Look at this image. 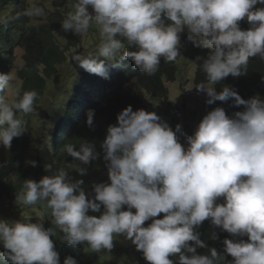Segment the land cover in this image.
Returning <instances> with one entry per match:
<instances>
[{"label":"clouds","instance_id":"1","mask_svg":"<svg viewBox=\"0 0 264 264\" xmlns=\"http://www.w3.org/2000/svg\"><path fill=\"white\" fill-rule=\"evenodd\" d=\"M24 19L57 25L54 42L66 59L50 76L40 66L39 91L24 90L19 72L26 60L14 72L20 47L3 44L0 148L11 150L13 138L26 132L27 115L35 111L31 127L46 98L42 115L45 124L50 111L53 130L55 103L68 106L59 107L62 119L72 114L76 91L74 103L81 104L85 95L104 93L107 82L127 80L128 71L153 75L161 94L152 103V84L143 79L137 93L157 114L121 104L100 153L90 142L78 150L63 146L79 161L72 170L84 176L88 165L90 177L74 182L50 163L51 175L24 180L13 202L37 203L45 214L28 215L38 216L35 222L0 220V264H60L53 229L41 223L47 216L73 247L86 242L94 252L111 250L114 234L125 236L124 249L136 247L126 264H264V0H0V44L17 39ZM189 64L196 72L192 94L207 96L201 111L195 110L201 98L195 104L184 92L167 98L171 83L187 80ZM86 115L94 130L95 110ZM97 159L106 165L98 170L106 183L88 185L91 197L81 185L95 176L90 163ZM102 206L100 216L88 214ZM63 264L77 261L68 256Z\"/></svg>","mask_w":264,"mask_h":264},{"label":"trees","instance_id":"2","mask_svg":"<svg viewBox=\"0 0 264 264\" xmlns=\"http://www.w3.org/2000/svg\"><path fill=\"white\" fill-rule=\"evenodd\" d=\"M9 5H12L11 1ZM36 23V21L28 23L24 19L19 25L17 39L10 38V41H2V44H0V67L3 66L5 61V53L3 51L4 43H6L5 46L8 49L11 46L12 49L16 47H22L24 49L25 53L23 58L26 60V65L19 72V74H23L24 90L35 88L39 91L40 84L44 81L40 75V66H43L44 72L50 76L58 70L57 65L66 59L60 45L54 42L56 41L54 34H58L56 31L58 26H52L51 22ZM187 53H190V51H187ZM6 57L8 58L9 56L6 55ZM7 62L9 63V59H7ZM27 69H29V72L24 73ZM30 69L32 72H30ZM126 74L129 76L127 80L113 79L112 83L107 82L109 86L104 93L101 94V92H98V94H95L97 92L95 91L87 99H81L83 101L81 104L74 103L72 114L70 115L66 111L62 119L57 117L59 107L63 106L67 110L68 106L66 107L64 104L60 105L59 103H55L53 105V130L49 127L51 120L50 111H46V131L38 136L30 129V119L35 111L27 115L26 132L20 137L13 138L9 159H6L3 162L4 164L0 165V216L2 218L4 217V220H14L13 217H10V220H8L5 215L6 212H11V209L15 207L14 202L7 205L6 201L16 200V194H19L24 189L25 179L33 178L32 180L38 182L43 176L45 165L53 162L68 164L76 161L64 151L63 146L66 143L73 144L77 150L82 143H94L97 151L100 153L102 151L100 145L106 137L108 126L117 124V115L121 112L119 109L121 104H125L126 106L131 105L134 111L144 109L148 112L156 113L152 108L154 106L150 107L147 105L142 95L137 93L138 86H141L142 80L147 78L152 84L148 90V95L151 97L152 103L157 102L159 94H161V89L153 75H147L139 69L128 71ZM76 96L77 91L72 98L75 100ZM90 109L95 110L94 130L90 129L86 123V114ZM111 117L115 123L106 124L107 120ZM50 130L53 132L51 133ZM46 137L48 138L47 141H45ZM15 141L16 145L14 144ZM32 149L36 151L37 166L35 167L27 165L28 154ZM44 150L48 152L46 153L47 157L43 156ZM100 157H102V154H100ZM90 165V171H94L95 176L89 180V183L95 184L100 181L98 170L101 164L97 159L92 161ZM73 172L78 173L77 169ZM100 173L105 177L101 179L105 180L106 176L104 173L102 171ZM81 187L87 190L91 197L95 196L93 187H88L83 184ZM6 206L7 209H4ZM124 210H127V206H124ZM132 211L135 212L136 210L133 209ZM13 212L16 217V210ZM102 212L103 206L100 213L89 210L88 214L98 217ZM32 218H38V216H32ZM51 220L52 216H47L46 220L41 223L44 224L45 228L53 229L54 235L52 239L55 244V249L60 255V264H63L64 259L68 256L75 258L77 264H126V259L132 256L134 254L133 251L136 249L132 242L128 244L127 249H124V240L128 239L123 235L115 234L113 237L114 247L111 250L104 249L101 252H94L86 242L73 247L63 240L64 233L58 226L52 224ZM4 251L3 245L0 244V253ZM93 254L100 255L99 259L95 260L92 257ZM100 260L104 261V263H101Z\"/></svg>","mask_w":264,"mask_h":264},{"label":"rangeland","instance_id":"3","mask_svg":"<svg viewBox=\"0 0 264 264\" xmlns=\"http://www.w3.org/2000/svg\"><path fill=\"white\" fill-rule=\"evenodd\" d=\"M187 30V29H185ZM91 37H87V39H89ZM1 41V40H0ZM86 46L87 47H92L94 45L97 44V41H84ZM77 45V44H75ZM23 54H24V51L21 50V48H16L15 51H14V56H15V61L12 63L11 67H12V70L14 72L18 71L19 69H22L24 64H25V61L23 59ZM191 66L189 64L188 66V71H189V74H188V77H187V80L185 82H181L180 84H174V83H171L169 86H168V97H172L175 95V92L176 94H179V93H182L184 92L185 94L183 96H187L189 98L192 99V103L195 104V99H199L201 98V101H199V106L198 108L195 107V110L197 111H201L200 108L204 109L205 108V103H206V100H207V96L205 93H200L198 94L197 96L195 94H192V89H193V75L196 74V72L192 71L191 69ZM180 71H181V74H184L186 72V65H182L180 67ZM12 82V81H11ZM19 93V88L18 86L16 85L14 87V89H11L8 94H7V99L9 101V103H12L14 102V100L16 99L17 95ZM87 95H85L83 97V99H87ZM82 98V97H81ZM167 100V99H166ZM146 102L147 99H146ZM160 103H164L163 101H161ZM148 104H151V103H148ZM49 105V102H48V99L46 98L44 103L41 104V115L37 116V117H34L33 118V124L31 125L30 129L33 131L34 134H36L37 136L39 134H42V133H45L46 131V127H45V124H44V116L42 115V113L44 112V110L48 107ZM73 105H74V100H73ZM164 106V104H163ZM194 108V107H193ZM109 122H107L108 124ZM178 135V134H177ZM47 137L45 139V141H47ZM46 153H48L46 150L43 151V156H46ZM9 154H10V151L3 146H1L0 148V165L1 164H4L3 162L6 161V159H9ZM36 151L35 149H32L29 154H28V162H27V165L30 166L31 164L29 163L30 161H36ZM47 157V156H46ZM5 159V160H4ZM79 165V161H74L73 164L71 163H68V164H60L58 162H53L52 163V166L54 169L56 168H64L68 174H69V179H71L72 181H76V180H81V179H84L85 177H90V174L88 172V165L86 166L87 167V175H84V176H81L79 173H74L72 168H74V166H78ZM80 166H83V165H80ZM105 166L101 165V169L102 168H105ZM43 175H51V172H48V171H44ZM89 175V176H88ZM100 181L99 183H106L105 181L106 180H103L101 179L102 177H100ZM109 180V179H108ZM108 183H110V181H108ZM93 183H86L85 185L88 186V185H92ZM13 201H10V200H7L6 201V204L7 205H10ZM38 204H47L46 201H39ZM14 205L15 207H13L11 209V212L8 211L5 213L6 217L8 218V220H10V217H13L14 220H22V219H31L32 222H35V221H40V220H35L31 217V216H28V215H33V214H36V215H39L41 217H43L42 215L45 214V211H43L42 209H40V207L36 204L34 205H25L23 203V201H20V204H17L14 202ZM4 209H7V206L4 208ZM14 210H16V214L17 216L15 217L14 216ZM0 212H1V209H0ZM13 212V214H11ZM4 218V217H3ZM1 216H0V220H4ZM37 219V218H36ZM13 220V221H14ZM101 252V251H99ZM99 256L100 255H97V254H93L92 257L95 259V260H98L99 259ZM100 262L104 263V261L100 260Z\"/></svg>","mask_w":264,"mask_h":264}]
</instances>
